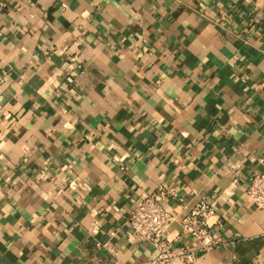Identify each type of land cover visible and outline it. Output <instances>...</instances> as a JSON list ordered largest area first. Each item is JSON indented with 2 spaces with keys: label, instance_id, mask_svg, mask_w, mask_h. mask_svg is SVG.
Listing matches in <instances>:
<instances>
[{
  "label": "crops",
  "instance_id": "obj_1",
  "mask_svg": "<svg viewBox=\"0 0 264 264\" xmlns=\"http://www.w3.org/2000/svg\"><path fill=\"white\" fill-rule=\"evenodd\" d=\"M262 159L264 0H0V264H153L159 187L175 245L214 207L191 264H264Z\"/></svg>",
  "mask_w": 264,
  "mask_h": 264
},
{
  "label": "built area",
  "instance_id": "obj_2",
  "mask_svg": "<svg viewBox=\"0 0 264 264\" xmlns=\"http://www.w3.org/2000/svg\"><path fill=\"white\" fill-rule=\"evenodd\" d=\"M246 193L255 206L264 211V169L251 175ZM169 198L184 200L174 189L159 187L153 193L137 199L129 215V223L135 234L152 244L158 252L152 260L153 264H169L174 261L191 264L199 250L209 251L226 244L221 236L212 232L211 217L216 215L214 207L207 200H200L181 221L182 231L196 239L200 247L175 245L168 235L176 219V215L166 206ZM117 264L132 263L118 261Z\"/></svg>",
  "mask_w": 264,
  "mask_h": 264
}]
</instances>
